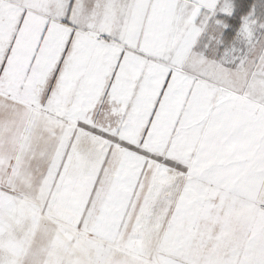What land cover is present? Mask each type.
I'll list each match as a JSON object with an SVG mask.
<instances>
[{"label": "snow or ice", "instance_id": "snow-or-ice-1", "mask_svg": "<svg viewBox=\"0 0 264 264\" xmlns=\"http://www.w3.org/2000/svg\"><path fill=\"white\" fill-rule=\"evenodd\" d=\"M0 264H264V0H0Z\"/></svg>", "mask_w": 264, "mask_h": 264}]
</instances>
